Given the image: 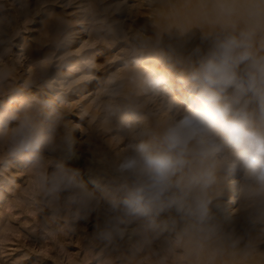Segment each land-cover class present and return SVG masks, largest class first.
Masks as SVG:
<instances>
[{
  "label": "clouds",
  "instance_id": "clouds-1",
  "mask_svg": "<svg viewBox=\"0 0 264 264\" xmlns=\"http://www.w3.org/2000/svg\"><path fill=\"white\" fill-rule=\"evenodd\" d=\"M54 2L65 3L47 0ZM48 6L37 15L53 21L51 56L29 86L33 99L38 84L53 95L35 104L22 98L24 88L0 96V167L29 171L39 203L54 217L89 225L104 247L128 243L140 252L154 233L171 229L197 256L264 264V0H211L195 22L204 35L186 57L160 51L158 35L129 33L121 11L77 4L70 18ZM22 15L33 19L31 7ZM191 26L178 24L180 36ZM88 35L95 49L74 56ZM108 43L127 51L112 65L123 74L106 80L97 121L108 123L105 131L64 106L84 90L79 82L93 72L94 52ZM145 101L168 113L166 123L128 121ZM53 145L61 151L49 162Z\"/></svg>",
  "mask_w": 264,
  "mask_h": 264
},
{
  "label": "rangeland",
  "instance_id": "rangeland-1",
  "mask_svg": "<svg viewBox=\"0 0 264 264\" xmlns=\"http://www.w3.org/2000/svg\"><path fill=\"white\" fill-rule=\"evenodd\" d=\"M61 2H65L62 7L55 2L48 6L47 0H0V39L7 37L6 46H0V77L3 76L5 71L8 73L6 78L0 80V96H3L12 88L18 87L24 88L22 98H26L33 104L39 99H50L53 95L47 86L38 84L37 86L41 88V94L33 99L31 86H29L37 75L39 68L46 66L51 56L48 47L52 40L51 28L53 21L50 16L44 13L37 15L38 6H48L46 10L48 13L67 15L71 18L78 15L79 8L76 6L77 4H81L85 12H90L103 5L102 11L105 15H115L117 11L125 14L126 27L129 33L139 31L146 36H151L150 30L161 29L154 19L157 6L155 7L153 3L155 4L156 0H61ZM29 7H31L33 19L27 15H22L25 9ZM147 19L152 21L148 22ZM145 20L146 23L138 29L137 26ZM165 35L163 33L162 37L164 38ZM21 37L23 38L21 43L17 44V40ZM164 40L165 42H161L163 48L161 47L160 51L166 55H172L170 48H167V35ZM95 47L90 35L84 36L80 44L73 48V55L80 56L85 52H92ZM112 48L113 44L108 43L105 45V50L94 52V70L90 76L79 82L85 84L86 87L64 106L67 112L87 121L89 127L97 125L102 108L106 103L107 98L104 93V88L107 86L106 80L112 76L122 75L125 71L121 68L119 71L113 72L112 65L127 50L121 48L116 52H112ZM173 50L176 55L183 53L187 56L188 54V51ZM19 52L23 54L22 57L18 56ZM142 107L145 108L142 111L129 110L127 113L128 121L143 120L146 124L158 123L160 125L166 123L168 113L160 110V105L145 101ZM97 126L105 131L108 129L106 121L99 123ZM66 127L71 128V123L68 122ZM79 127L82 132L88 131L83 126ZM108 142L116 147L118 138H110ZM3 150L4 144L0 142V152H3ZM60 151V145H53L48 155L49 162L58 160L57 153ZM48 211L47 205L39 203L38 198L35 196L29 171L20 166L0 167V264H109L107 262L111 261L110 264H149L154 257L153 263L150 264L230 263L228 257L223 260L211 261L207 254L197 256L193 243L188 239H183L184 243L181 241L178 243L176 232L174 231V233L171 229L167 231V234H153L156 241H153L152 246H147L148 249L145 247L140 251L144 253L143 256L145 257L141 261L138 258H133V256L137 257L135 251L132 250L133 252L126 253L121 246L122 244H120V247L118 244L117 247L99 245L93 239L89 225L72 221L66 213L54 217ZM100 221L101 216L98 214L97 222ZM155 243V246L160 244L162 248L165 245L166 248L164 247L165 250L162 253L164 259L157 250L160 245L155 247ZM187 244H189V248L184 246ZM154 247L157 248L155 251H158L159 255L156 254L155 256ZM116 248H119V250ZM119 254L123 255L120 256ZM151 254L153 257L149 256L148 258L151 259H147V256ZM156 258L158 261H156ZM226 258L229 260L227 261ZM231 263L236 264V261L232 260ZM260 263L262 264L261 261L257 262V264Z\"/></svg>",
  "mask_w": 264,
  "mask_h": 264
},
{
  "label": "bare ground",
  "instance_id": "bare-ground-1",
  "mask_svg": "<svg viewBox=\"0 0 264 264\" xmlns=\"http://www.w3.org/2000/svg\"><path fill=\"white\" fill-rule=\"evenodd\" d=\"M211 3V0H156V3L153 5H155V7L157 8L156 9V12H154V19L156 21V23L159 24V26L161 27V29L159 30H150V35L152 37H155V36H159V38L161 39V42L164 41L165 42V36L167 35L168 36V41H166L168 43V49H175V50H182V52H185V51H188L190 52L191 49L198 43H200V37H202L204 35V30L200 27H198L196 25V20H197V16L204 10V6L207 5V4H210ZM145 14V13H144ZM143 14V15H144ZM149 17V16H148ZM142 18V17H140ZM145 18V16H144ZM142 18V19H144ZM146 19V18H145ZM140 21V20H139ZM148 22H151L152 20H148ZM144 22V21H142ZM181 22H192V26L189 28L188 32L184 33L183 36L181 37L180 35V31L177 27L178 24H180ZM154 23V22H153ZM151 25V23H150ZM154 26V24H153ZM152 29V28H151ZM163 33H165L166 35L164 36V38L162 37L163 36ZM167 43L165 44L167 46ZM162 44V43H161ZM163 45H161L162 47ZM163 48V47H162ZM187 52V53H188ZM183 54V53H182ZM18 56H23V54L21 52L18 53ZM186 57V55H184ZM22 60V59H21ZM19 62V61H18ZM96 70V69H95ZM168 117V115L166 116ZM48 209V208H47ZM49 212V211H48ZM170 232V231H169ZM174 232V231H173ZM171 233V232H170ZM175 233V232H174ZM173 234V233H172ZM175 235V234H174ZM155 236V235H154ZM161 236V235H160ZM176 236H177V233H176ZM175 236V237H176ZM163 237V236H161ZM157 238V237H156ZM165 238V237H164ZM167 239V238H166ZM155 240V238L153 239V241ZM185 240V239H184ZM183 239H179V241L183 242L184 241ZM189 240V239H188ZM156 241V240H155ZM173 241V240H171ZM175 241V240H174ZM176 241H178V237L176 239ZM154 243V242H153ZM167 243V242H166ZM179 243V242H178ZM184 243V242H183ZM192 243V242H191ZM123 249L125 250V252H129V251H135L134 247L128 243H121ZM163 244H165L163 242ZM170 244V243H169ZM175 244V243H174ZM182 244V243H181ZM153 244L149 245V246H152ZM156 245V243L154 244V246ZM160 245V244H159ZM158 245V246H159ZM191 245V244H190ZM117 247V245H115ZM118 246L120 247V244H118ZM148 246V247H149ZM158 246H155V247H158ZM167 246V245H166ZM170 246V245H169ZM184 246H187L189 248V244L187 245H184ZM113 247V246H112ZM147 247V249H148ZM155 247L153 248L155 256L156 254H158V251L161 253L160 255H164L162 253H164V250H165V245H164V249L161 247L160 245V248H156L158 251H155ZM175 247V246H174ZM192 248V247H191ZM119 250V248H116ZM147 249H146V252H147ZM150 249V248H149ZM173 249V248H172ZM176 249V248H175ZM168 250V248H167ZM171 250V249H170ZM122 251V250H121ZM132 251V252H133ZM169 251V250H168ZM184 251H187V250H184ZM190 251V250H189ZM145 252V251H144ZM151 252V251H150ZM125 253V255H126ZM135 254H137V257L136 256H133V258L135 257L136 259L138 258L139 260H141L142 258H145L143 256L144 253L142 252H134ZM153 253V252H152ZM171 253V252H169ZM176 253V252H175ZM117 254V253H116ZM131 254V253H130ZM172 254V253H171ZM193 254V253H191ZM118 255V254H117ZM120 255V254H119ZM123 254H121L120 256H122ZM124 255V256H125ZM206 255V254H205ZM128 256V255H127ZM130 256V255H129ZM128 256V257H129ZM149 256H152L151 255H148L147 256V259H151V258H148ZM160 256V257H161ZM191 256V255H190ZM194 256V255H193ZM110 257V256H109ZM131 257V256H130ZM153 257V256H152ZM158 257V256H157ZM159 257V258H160ZM163 257V256H162ZM173 257V256H172ZM171 257V258H172ZM117 258V257H116ZM123 258V257H122ZM155 258V257H154ZM153 258V259H154ZM200 258V257H199ZM114 259V258H113ZM152 259V260H153ZM157 259V258H156ZM164 259V257H163ZM193 259V258H192ZM230 259V260H229ZM226 260L231 261V258H229ZM108 260V259H107ZM106 260V261H107ZM111 260V258H110ZM152 260H150L152 262ZM128 261V260H127ZM129 261H132V260H129ZM142 261V260H141ZM149 261V260H148ZM158 261V259L156 260ZM164 261V260H163ZM167 261V260H166ZM207 261V260H206ZM235 261V260H233ZM137 262V261H136ZM150 262V263H151ZM155 262V260H154ZM189 262V261H188ZM192 262V261H191ZM194 262V261H193ZM202 262V260H201ZM106 263V262H105ZM107 263H112L111 262H107ZM129 263V262H128ZM146 263V262H145ZM148 263V262H147ZM149 263V264H150ZM153 263V262H152ZM163 263V262H162ZM187 263V262H186ZM190 263V262H189ZM229 263V264H230ZM233 263V262H232ZM231 263V264H232ZM134 264V263H132ZM139 264V263H138ZM213 264V263H212ZM261 264V263H260Z\"/></svg>",
  "mask_w": 264,
  "mask_h": 264
}]
</instances>
